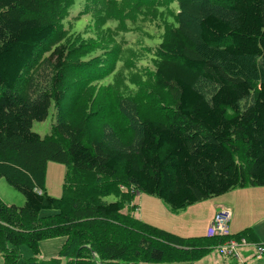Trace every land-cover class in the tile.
Listing matches in <instances>:
<instances>
[{
  "label": "trees",
  "instance_id": "1",
  "mask_svg": "<svg viewBox=\"0 0 264 264\" xmlns=\"http://www.w3.org/2000/svg\"><path fill=\"white\" fill-rule=\"evenodd\" d=\"M81 1L0 0V179L24 199L21 207L0 199L3 264H16L18 247L38 256L39 243L55 238L65 240L58 252L64 264H199L204 258L199 253L211 252L219 241L181 237L145 223L133 215L134 196H124L119 183L157 198L171 212L234 189L264 187V0H209L229 15L206 14L197 22L195 40L182 28L181 1L128 0L121 7V0H99V5L88 0L113 19L112 28H101L114 31L112 35L122 29L116 19L130 17L135 28L153 18L166 25L161 42L147 48L156 58V116L136 124L139 135L131 151L89 141L59 117L41 138L32 124L43 122L51 107L58 112L64 98L61 86L54 84V91L53 86L51 91L40 88L30 101L16 94L38 52L55 38L58 21ZM171 1L179 5L175 22L168 23L156 12L165 13ZM76 48L60 44L47 55L48 61L56 60L59 76L70 66L87 82L88 75L98 77L109 70L107 58L101 60L102 67L92 63L94 57L66 60ZM119 52L117 48L114 60ZM47 162L66 168L60 199L44 188ZM108 192L119 200L82 204L89 201L86 196L94 199ZM42 211L55 215L41 218ZM123 211L132 215L121 221ZM97 222L110 223L105 236L95 227L86 228ZM82 226L86 231L80 233ZM251 232L249 228L230 236L249 242ZM60 259L50 264H60Z\"/></svg>",
  "mask_w": 264,
  "mask_h": 264
},
{
  "label": "rangeland",
  "instance_id": "2",
  "mask_svg": "<svg viewBox=\"0 0 264 264\" xmlns=\"http://www.w3.org/2000/svg\"><path fill=\"white\" fill-rule=\"evenodd\" d=\"M121 1V7H124L123 5L127 7L128 0ZM180 1L182 2L180 6L183 8L182 14L179 15L181 22L184 23L182 28L194 40L197 32V22L206 14H214L221 18L229 15L224 12L220 5H212L209 0H178L179 3ZM97 3L99 5L103 2L98 0ZM122 3L124 4L122 5ZM167 5L169 9L165 13L158 10L156 16L167 20L168 23L175 22V9L179 4L171 1ZM110 12L114 14L117 10H110ZM97 20L104 22L98 24ZM143 20L144 24L139 28H135L136 24L131 23L130 17L123 18L122 21L116 19V24H120V27H122L120 32L123 33L118 32L112 35L114 31L107 33V30L105 32L101 30L106 25L112 28L113 24V19L110 18L104 7L94 8L88 0H82L78 7L70 8L69 14L58 21L59 27H57L55 38L41 48L15 88L18 96L27 98L29 101L40 88L45 87V89L51 91L52 89L49 86H53L54 91V84H56L57 89L61 86V90H63L64 98L57 105L58 112H56L54 107H51L47 118L43 122H34L32 124L34 133L41 138L48 136L59 117L70 125L79 128L82 136H86L89 141L92 139L101 140L107 145L122 151H131L134 148L133 142L139 135V129L136 124L141 118L156 116V112L153 109L155 108L153 99H156V92L159 90L155 88L152 79L156 58L148 53L147 48L154 47L161 42L166 26L159 19ZM62 31H64V36H62ZM60 44L65 45L69 50L72 47H77L72 52H68L66 60L70 57L72 58L71 61L94 57L91 60L92 63L98 61V66L100 67L102 65L100 63L101 60H106L107 58L110 63L109 70L105 72V75L98 77L96 75H88L87 82H83L76 70L71 69L70 66H67L68 71L66 74L59 76L54 66L56 60L48 61L47 55L50 54L53 47ZM117 48L120 49V52L117 53V57H119L118 60H114L113 55ZM105 49L112 51L102 53ZM70 70H73V73H70ZM80 71L83 72V70ZM54 77L57 78L55 81L53 80ZM108 109H112L114 112ZM115 111L118 113H115ZM118 114L122 117L119 118ZM65 170V166L62 164L54 162H47L46 164L44 188L46 193L52 198L60 199L62 195ZM96 182H98L97 178ZM94 187H98V185L95 184ZM118 190L124 193L123 195L126 197L134 196L132 203L135 201L137 193H139L132 187L121 183H119ZM92 197L94 199L91 196H86L89 201L86 200L82 204H87L88 202L92 204H107L119 200L113 192ZM152 198L158 200L153 196ZM0 199L7 206L15 205L16 207H21L24 205L23 197L9 187L4 179H0ZM208 203L210 202L205 200L184 210L172 212L173 215L175 214L181 218L175 221L172 218V222H177L173 226L183 229L184 224L178 222L183 220L184 223L190 217L196 218L195 209H201L203 215H207L206 207ZM127 206L128 204L124 206L125 209L128 208ZM133 210H136L133 211L135 213L133 215L139 218V209L133 207ZM216 212L214 215H216ZM53 215H55V212L52 211H42L39 214L41 218ZM127 215H132V211L120 215L121 221L128 219L123 217ZM109 225L110 223L108 222H97L86 225V228L89 226L95 227L97 234L105 236L104 232L108 233ZM116 226L118 225L116 224ZM189 226H192V231L190 230L189 235L199 236L201 234V228L198 224ZM79 230L80 233L86 231L83 226ZM64 242V238L40 242L38 256H34L27 247L20 246L16 249L18 259L16 264H50L53 260L60 259L58 252ZM253 245L254 243L247 242L246 246L236 249L239 260L244 262V264L256 263L252 257V255L254 256ZM201 254L204 258L199 264H220L222 262V258L215 249H212L209 253L200 252L199 256ZM199 256L193 257V261L196 260L195 258L198 259ZM64 262L65 260L62 259L59 261L60 264H64ZM0 264H3L1 256ZM228 264L234 263L228 262Z\"/></svg>",
  "mask_w": 264,
  "mask_h": 264
},
{
  "label": "crops",
  "instance_id": "3",
  "mask_svg": "<svg viewBox=\"0 0 264 264\" xmlns=\"http://www.w3.org/2000/svg\"><path fill=\"white\" fill-rule=\"evenodd\" d=\"M207 202H210L206 207L207 215H203L201 209H195L196 218L190 217L184 223L183 220L178 222L184 224L183 229L173 226L177 222L174 223L171 219L175 221L181 218L173 215L159 200L137 193L131 206L139 209V218L145 223L181 237H205L216 210L226 209L231 214L230 235L240 234L241 231L250 228L252 232L248 237L249 242L264 245V187L234 189L222 196L208 199ZM195 224L201 228L199 236L189 235L190 230L192 231V226L189 225ZM252 257L255 264H264V257L257 258L253 255Z\"/></svg>",
  "mask_w": 264,
  "mask_h": 264
},
{
  "label": "built area",
  "instance_id": "4",
  "mask_svg": "<svg viewBox=\"0 0 264 264\" xmlns=\"http://www.w3.org/2000/svg\"><path fill=\"white\" fill-rule=\"evenodd\" d=\"M230 218L231 214L229 210L219 209L209 224L206 231V237L208 239H216L219 241L213 249H215L218 255L224 260H222V264H228V262H232L234 264H244V262L239 260L236 249L246 246L247 242L245 239H236L230 236ZM253 246L254 257H264V245L254 244Z\"/></svg>",
  "mask_w": 264,
  "mask_h": 264
}]
</instances>
